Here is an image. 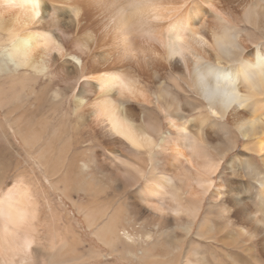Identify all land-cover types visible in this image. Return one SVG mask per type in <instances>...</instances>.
<instances>
[{"label":"bare ground","instance_id":"1","mask_svg":"<svg viewBox=\"0 0 264 264\" xmlns=\"http://www.w3.org/2000/svg\"><path fill=\"white\" fill-rule=\"evenodd\" d=\"M36 4L42 23L34 26L29 11ZM218 15L232 20L247 48L238 66L229 67L211 49L188 56L182 51L179 60H170L161 51L168 40L153 45L155 58L144 64L125 63L121 56V27L135 23L134 17L150 19L165 35L175 26H199L191 34L210 44ZM60 30L71 37L65 42L69 56L53 58L54 76H38L28 66L36 53L25 50L44 34L59 39ZM84 44L87 55L77 51ZM258 61L264 62V0H0V138L8 149L0 201L14 197L36 209L33 264H94L116 256L132 264H264V229H257L255 239L241 228L252 227L251 213L264 206V176L255 177L259 192L251 179L236 175L249 166L264 174V92L251 91L242 73ZM125 70L137 73L149 93L167 80L175 96L162 90L164 103L172 110L177 97L179 107L170 113L173 131L147 98L141 107L127 105L137 120L158 117L166 133L163 154L157 153L159 171L136 187L111 167L127 146L95 127L93 108L73 115L76 95L94 92L101 74ZM221 72L234 87L230 102L212 91L209 75ZM241 101L243 108L233 107ZM246 121L259 123L251 132H237L236 125ZM188 136L203 148L185 145ZM171 176L190 207L162 209L155 203ZM47 190L75 209L107 255L82 244ZM80 194L84 202L76 200ZM6 258L0 256V264Z\"/></svg>","mask_w":264,"mask_h":264},{"label":"clouds","instance_id":"2","mask_svg":"<svg viewBox=\"0 0 264 264\" xmlns=\"http://www.w3.org/2000/svg\"><path fill=\"white\" fill-rule=\"evenodd\" d=\"M29 15L30 24L37 26L42 23L41 11L37 4L30 9ZM133 19L135 23L125 21L120 30L122 34L121 56L125 63L144 64L150 59H154L151 47L153 45L159 47L160 40L169 41L161 51L162 55L170 60H179L182 51L184 55L188 56L200 55L202 51L211 49L229 67L238 66L243 53L247 50L241 43L236 25L230 18L222 15H218L216 18V27L210 44L204 43L203 37L198 39L191 34V29L199 26H175L170 34L165 35L164 32H160L154 27L150 19L144 17H134ZM70 39V36L63 34V30L59 31V39L44 34L43 39L34 42L29 49L25 50L26 53H36L33 63L28 66L32 67L38 76H54L53 58L63 60L69 56L65 42ZM77 51L81 55H87L88 45L78 46ZM70 59H77L78 63H82V60L73 55L70 56ZM10 62L14 63L11 57ZM16 67H20V65L17 64ZM242 73L246 75V82L251 91L264 92V62L258 61ZM81 81L83 80H80L79 84ZM95 81L98 86L94 92L89 90L84 96L77 97L76 95L73 98V103L76 106L73 115H82L86 108H93L91 120L95 127L103 129L127 146L122 149L121 154L113 157L111 167L122 182L132 180L136 187L159 171L160 162L157 159V153L163 154L161 138L166 133L158 117H145L137 120L128 112L127 105L136 104L141 107L147 98V102L154 104L158 108L160 116H164L169 122L170 129L176 131L170 123L176 119L170 113L174 108L175 111L178 109L176 112H179L177 97L172 110H169L162 98V90H166L169 96H175V89L169 87L168 81L165 80L157 90L149 93L142 78L137 73L126 70L103 73L101 78ZM233 107L243 108L244 103L241 101L238 104H233ZM216 108L217 111H223L220 106H216ZM258 123V121L242 122L236 125V131L241 132V129H245L251 132ZM181 134L185 136L184 133ZM183 143L187 146L195 145L197 148H203V145L194 141L190 136L186 137ZM222 144L225 148L228 147L226 141ZM136 159L146 160V166H137ZM91 163L93 162L91 161ZM236 175L242 179H251L256 184L255 177L264 176V174H258L252 166ZM257 185L260 192L261 184ZM260 198L264 201V196L260 195ZM155 203L162 209L190 207L185 189L173 180L172 176L167 178V187L162 191L158 202ZM37 215L34 207H22L14 197H6L0 201V256L5 254L7 256L6 259H3V264H33L31 249L36 240L34 225ZM251 221L252 227L241 228L246 236L257 239L259 235L257 229H264V206L251 213Z\"/></svg>","mask_w":264,"mask_h":264},{"label":"rangeland","instance_id":"3","mask_svg":"<svg viewBox=\"0 0 264 264\" xmlns=\"http://www.w3.org/2000/svg\"><path fill=\"white\" fill-rule=\"evenodd\" d=\"M12 142L14 143V145L16 146V151H18L19 153H22L23 152V150L21 149L22 148V145L19 143V140L17 139V137H15V136H13L12 137ZM242 141H240V143H239V146H238V148H237V152L238 151H240L241 150V148H242V143H241ZM5 143H4V141H3V139L2 138H0V157H1V163H0V168H1V170H0V180L2 181V179H3V177H4V175L5 174H3L2 172H3V168L5 167V162H7V157L6 158H2V155L4 154V151L5 150H8L7 149V147H6V145H4ZM20 150V151H19ZM236 152V153H237ZM235 153V154H236ZM16 155V154H15ZM17 156V155H16ZM16 156H14L13 155V157L17 160V162H19L20 163V159H18ZM5 161V162H4ZM15 163V162H14ZM16 167H20V165L19 166H16ZM13 171H15V170H13ZM13 171H10L9 172V174L10 175H12V172ZM37 173V172H36ZM9 178H11V177H9ZM7 182H9V181H7ZM3 183H5V182H1V185H2V187H6L8 184L7 183H5L4 185H3ZM9 184H10V182H9ZM48 191V190H47ZM49 192V195H50V201H51V203L53 204V205H57L58 207H60V209L59 210H56L57 212H62V213H64L66 216H67V218L69 219V221L71 222H67V223H65L66 224V226H70L69 228H70V230L72 231V232H75V234H76V236H78L77 238H79L80 240H81V242H82V244H84L85 246H86V248L87 249H92V251L94 252V253H99V254H102V255H104L103 253H105L106 255H107V250L104 248V247H102L101 245H99L98 244V241L97 240H95L93 237H92V231H89V230H87L86 229V227H85V223L81 220V217L80 216H77V213L75 212V209L74 208H72L70 205H68V204H63L59 199H58V197L55 195V194H53V193H51V191H48ZM77 201H85L84 200V197L82 196V194H80L78 197H77V199H76ZM65 202V201H64ZM66 203V202H65ZM65 206V207H64ZM45 210H47V209H44V216H48L47 215V213H46V211ZM54 211H55V209H53ZM59 212V213H60ZM58 213V214H59ZM46 224H48V225H46L47 226V228H49L50 226H51V224L50 223H46ZM64 224V225H65ZM146 245V244H145ZM86 249V250H87ZM98 254V255H99ZM129 262H128V261ZM108 262V263H107ZM132 264V261H130L129 259H126V261H123V260H121L119 257H113L111 260H108L107 258H106V260H98V261H96L94 264ZM138 262H136V264H137ZM135 264V263H134ZM138 264H140V263H138Z\"/></svg>","mask_w":264,"mask_h":264}]
</instances>
